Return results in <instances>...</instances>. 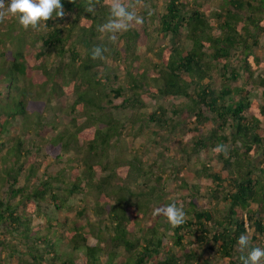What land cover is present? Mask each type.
Returning a JSON list of instances; mask_svg holds the SVG:
<instances>
[{"label": "trees", "instance_id": "1", "mask_svg": "<svg viewBox=\"0 0 264 264\" xmlns=\"http://www.w3.org/2000/svg\"><path fill=\"white\" fill-rule=\"evenodd\" d=\"M129 2L135 0H125ZM61 3L65 16L56 18L54 14L47 21V29L25 30L18 22L17 28L12 27L11 19L10 26L0 33L7 40L12 39L9 28L17 33L15 49L7 53L0 38V73L7 80L2 82L0 96L7 101V88L13 85L19 94V100L12 102L14 112L7 109L11 102L0 105V137L15 134L10 164L0 177V264H217L215 260L241 264L240 257L246 252H238L237 240L242 234L249 236L248 251L264 248V69H258L260 59L253 52L258 44L253 32L264 33V0H222L213 10L201 0H166L157 12L152 11L148 0H142L136 7L144 18L141 28L118 33L114 41L101 40L97 31L108 16L105 0H95L91 13L86 11L88 0ZM155 17L157 24L153 25ZM150 29L166 45L157 46L152 51L154 56L144 60L140 51L148 38L150 43L144 51L152 49ZM29 35L33 39L28 46ZM181 37L190 42L189 49L180 46ZM93 46L106 49L103 59H91ZM79 48L84 49V56ZM47 58L59 64L48 69L44 65ZM107 61L116 66H109ZM254 70L260 102L252 100L244 86L245 77L251 81ZM120 71L124 80L118 76ZM117 82L121 83L115 85ZM34 88L39 91L32 92ZM47 88L57 101L74 96L70 111L65 113L72 115L79 110L85 121L77 124L80 118H72V130L64 127L62 131L55 124H42L44 110L38 111L32 99ZM159 97L183 98L185 102L158 107L145 117L155 145L164 134L174 136L180 129L189 144L183 146L184 156L212 153L221 169L203 164L201 173L210 183L208 196L219 198L226 206L222 218L213 210L198 207L202 187L185 180L179 186L189 199L183 209L185 221L177 227L164 221L165 231L156 223L138 227L137 214L157 205L148 196L150 192L144 203L136 205L137 213L130 201L134 194L121 195L129 187L119 188L114 203L105 193L113 177L112 173L100 177L108 165L99 158L123 129L105 108L134 112L145 108L147 100ZM118 99L120 102L113 104ZM35 116L38 124H33ZM17 120L19 125H14ZM31 126H38L40 141L27 149L24 135ZM47 127L51 137L43 133ZM79 142L86 144L88 151L67 158V184L61 181V172H49L47 159L62 164L65 154L76 147L80 151ZM218 145L226 151H214ZM130 167L143 172L138 166ZM54 183L65 186L61 194ZM92 191L98 197L92 207L98 219L96 233L74 225L58 235L59 227H67V219L59 223L53 211L66 214L71 197L82 194L86 198ZM156 195L159 205L171 204L168 201L172 198L163 201L162 191ZM174 200L178 204L176 197ZM127 206L137 218L128 216ZM86 208L76 211L77 216L84 215ZM33 214L46 220L43 230L33 226ZM104 214L106 218H100ZM168 230L172 232L171 243L165 241ZM93 236L97 244L91 246L87 240ZM69 250L80 257L74 259Z\"/></svg>", "mask_w": 264, "mask_h": 264}, {"label": "rangeland", "instance_id": "2", "mask_svg": "<svg viewBox=\"0 0 264 264\" xmlns=\"http://www.w3.org/2000/svg\"><path fill=\"white\" fill-rule=\"evenodd\" d=\"M166 0H148L151 5V9L154 12H157L162 9L164 3ZM222 0H201L202 4L208 3L211 5V9H217V7L220 5ZM140 6V5H138ZM155 17L152 19L153 25L157 24ZM14 20V22L11 23L12 27H18L17 26V18L15 17H6L4 23H0V33L2 32L3 28L9 27L8 25L10 20ZM215 25V23H213ZM131 28H137L140 29V26H133ZM12 29L10 36L12 37L11 40H7L4 36H0V38L4 39V43L7 46L6 53L8 51H13L15 49V43L16 39L15 36H17V33L14 35V28ZM17 32V31H16ZM125 31L120 32L119 34H123ZM150 32L152 33V46L151 50L148 48L146 49V45L149 46L150 38L146 41V45L144 48L141 49L140 53H142V59L147 60L149 58H152L154 55L152 54V51H154L157 46L159 45H166V42L161 39L156 38V34L153 32V29H150ZM217 31L214 30V33ZM118 34V33H117ZM116 34V35H117ZM254 36H257L258 38V44L257 46L253 47V52L256 54V56L260 59L259 64L261 66L258 67L259 70L264 69V33H254ZM1 35V34H0ZM14 37V38H13ZM28 46L29 42L33 39L32 36H28ZM99 38L103 41L107 40V36L105 34L100 33ZM144 44H145V38H143ZM180 46L184 47L185 49H189L190 42L185 38H180ZM26 46V45H25ZM36 46H39L37 44ZM149 50V51H148ZM79 51L84 56V49L79 48ZM34 55V52H31L30 56L32 57ZM154 59V58H153ZM233 64L236 63L235 59L232 60ZM106 63L109 64V66H116V63L107 61ZM59 64L58 60L54 61L52 58H47L45 60V67L48 69H53L55 65ZM0 65H2V62H0ZM253 70V66H252ZM254 76L249 81L246 77L244 80V86L246 87V90L250 92V97L254 101H261L260 99V90L255 86V81L257 80V72L254 70ZM118 76H120L121 80H124L123 72H118ZM39 80V79H38ZM6 77H3V73H0V91H4L2 89L3 83L6 82ZM24 82V80H23ZM22 82V83H23ZM21 83V84H22ZM121 82H117L115 85H119ZM241 85V84H240ZM14 87L9 86L7 88V97L9 98L7 101L4 100L0 96V105H4L5 103H10L7 105V109L11 111L13 109L12 102L14 100H19V94L17 92H14ZM34 93H37L38 88H34V90H31ZM32 99V98H31ZM34 99V100H33ZM32 101L35 105L36 109L38 111L44 110V119L42 120V124H55L58 128V131H62L63 128L71 129L72 130V118L78 119L80 118L83 113L81 111L75 112V114L67 115L65 112H69L72 104L75 100L74 96L70 95L68 98L61 100H58L52 96L51 91L47 88L46 91L37 94L36 96H33ZM56 99V100H55ZM30 100V98H29ZM120 100H114L113 104H118ZM183 98H170V97H159L154 100H147L145 103V108L138 110V111H116L112 109L111 107H106L105 105V113L109 115L112 119H115L119 123L123 124V129L121 128V135L119 138H116L112 141V145L110 148L106 151L105 155L101 159V163H105L108 165V169L105 172H102L100 174L101 178H104L111 175L112 173V179L108 180V185L105 186L106 192L109 193L110 201L111 203L115 202V195L117 194L119 188L122 187H129L128 191H125L124 194H121L123 196H127L130 192L134 194L133 197H130V201L132 206L134 207V213H137L138 203H144V201L147 199L146 194L148 196H152V199L157 201V205H154L153 207H150L148 211H142L137 216L138 219V227H148V226H154V224H162L166 219L163 216H155L153 215L154 210L157 207H162L159 205L161 202L158 201L155 197L156 194L159 193V191H162L165 193V197L163 198V201H168L170 198H172L171 201H168L169 203H175L174 197H176V200L178 202V206L183 207V209L188 207V198L183 196L185 192H183L180 189V182L181 180H185L189 183V185H199L202 187V199L196 200V203L198 204L199 208H203L206 210H213L216 212V216L222 218L224 210H225V204L218 198L217 200H213L208 196V186L210 183L205 180L203 177L201 171H202V165H210L211 167H214L215 169L219 170L221 169V165L218 164L215 159H213L212 153L209 151L207 152H200L199 154H192L191 156H184L183 153V146L186 145V133L181 134L180 129L176 130V134L173 136L169 134H164L163 140H158V145H155L154 139L151 136L150 133V127L147 126L144 119L145 117L155 111L158 107H172L174 105H179L184 103ZM59 103V104H58ZM9 106V107H8ZM44 107V108H43ZM7 111V110H5ZM14 112V109L11 111ZM100 114L96 115L99 116ZM85 118H80L79 122L76 121L77 124L83 123ZM177 120L179 118H176ZM30 118L28 119V122L30 124ZM33 124H38L36 116L32 119ZM134 123V124H133ZM131 124L133 125V128H131ZM14 125H19L18 120L14 122ZM104 127L103 125H101ZM146 126L148 128H146ZM40 133L38 126L32 127L28 130L29 134L24 135L25 138V147L28 149L31 144L34 142L40 141V134L37 135V131ZM21 133V132H20ZM26 131L21 134H25ZM43 133L46 134L47 137L52 136L51 129L48 127L43 130ZM15 134H4L0 137V143L2 145V148H0V177L3 174V171L8 167L10 164V158L9 155L10 148L14 145V139ZM189 145V144H187ZM186 145V146H187ZM79 149L70 151L69 153L65 154L64 161L62 164L57 165L52 162V159H47V165L49 172L55 173V172H61L63 177L61 178V181L66 182L67 184L70 181L68 169H67V158H73L74 153H77L78 155H84L87 153L88 149L86 147V144H83L82 142H79ZM189 147H187V150L189 151ZM258 161V158L255 159V162ZM66 162V163H65ZM130 165L138 166L139 169H142L143 172L140 171H133V169L130 167ZM158 178H161L159 181ZM54 185L56 188L58 187L59 194L62 193L63 184L57 183ZM112 193L113 196H112ZM0 196H3V187H0ZM179 196V197H178ZM184 198V200H183ZM98 201V197L95 195V192L92 191L89 197H84L82 194L78 195L76 197H71L68 203V211L66 214L64 212L62 213H56L54 214L57 216V220L59 223H63L65 219H67V227H59L58 229V235L64 233L63 231H66L67 228L72 229L74 225L84 227L85 230H93L94 233L97 231L98 227V219L96 218L92 207L94 205L95 201ZM162 201V202H163ZM82 207H87L86 211L84 212V215L81 217L77 216V212ZM255 208V207H254ZM128 216L134 218H137V216H134L128 206L126 207ZM145 213V214H144ZM102 219L106 218V214H104ZM32 223L34 227H40L41 230H43L46 225L44 218L42 216H37L33 214L31 216ZM137 228V227H136ZM135 228V229H136ZM161 231H165L163 224L159 227ZM171 231L166 232V243H171ZM61 236V235H60ZM89 245H96L97 240L95 237H88L87 240ZM99 244V243H98ZM103 246V243H101ZM239 252V248H237ZM72 252L71 250H69ZM68 251V252H69ZM246 253L248 249L244 250ZM120 253H122V250H119ZM74 259H77L80 257L79 253L72 252ZM123 255V254H122ZM217 264H227L225 260L220 262V260H215Z\"/></svg>", "mask_w": 264, "mask_h": 264}, {"label": "clouds", "instance_id": "3", "mask_svg": "<svg viewBox=\"0 0 264 264\" xmlns=\"http://www.w3.org/2000/svg\"><path fill=\"white\" fill-rule=\"evenodd\" d=\"M142 0H135V3H125V0H105L108 8V16L105 22L97 26V31L105 34L109 40H116L117 33L127 31L133 26H140L144 18L136 11V7ZM95 10V0H88L86 11L91 13ZM63 18L65 12L61 0H0V22L6 17H15L19 25L25 30L47 29V21L53 18ZM106 49L102 46H93L90 49L91 59H103ZM214 151H226L223 145H218ZM153 215L163 216L166 222L177 227L184 223L185 212L182 205L171 203L162 207H157ZM237 245L241 252L249 248V236L242 234ZM241 264H264V248L252 247L246 255L240 257Z\"/></svg>", "mask_w": 264, "mask_h": 264}]
</instances>
